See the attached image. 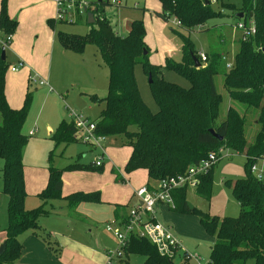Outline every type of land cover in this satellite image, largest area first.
Listing matches in <instances>:
<instances>
[{
    "label": "trees",
    "instance_id": "obj_1",
    "mask_svg": "<svg viewBox=\"0 0 264 264\" xmlns=\"http://www.w3.org/2000/svg\"><path fill=\"white\" fill-rule=\"evenodd\" d=\"M160 11L154 16L164 22L173 18L179 27L186 30L203 28L204 23L221 16L218 9L212 8L209 0H157ZM220 0H215V2ZM115 4L121 7L120 0H97L94 2V23L88 24L89 30L84 37L57 33V38L65 49L81 52L85 45H94L102 63L108 69L107 92L103 97H92L101 109L95 119V133L99 136L110 135L119 139L122 146L129 147V155L124 165L125 173L144 169L152 183L168 177L183 174L188 167L207 158L210 152L220 157L217 146L228 148L244 156L247 177L230 183V189L240 207L237 217L216 219L207 213H199L201 223L213 231L214 241L210 247L208 264H243L246 259L264 261V181L251 175V167L257 158L264 157V0H242L238 12L243 13L244 27L254 25L253 34H243L238 39V49L231 67L225 66L224 54H205L206 62H201L192 49L189 39H182V61L167 62L178 74L187 78L189 87L184 88L167 82L158 75L160 69L147 60L144 43V27L141 21L133 20L129 33L120 36L113 31L104 12L107 6ZM221 8L225 6L220 2ZM89 9V8H88ZM237 14V13H236ZM251 14V15H250ZM51 20H48L50 23ZM15 21L8 17L7 0H0V34L12 33ZM224 57V59H223ZM196 59L199 66H194ZM141 64L151 76L150 89L157 110L152 112L142 101L133 73V66ZM4 59L0 58V160L2 161V192L7 197V223L4 228L6 244L0 254V264H14L21 255L22 244L18 240L21 233L31 231L46 239L36 219L46 214L40 204L26 209L24 202L26 190L22 164V148L27 135L22 126L28 114L31 95L26 92L22 105L12 108L8 105L4 93ZM221 74L223 85L230 101L245 107L240 113L229 105L225 118L219 120L218 105L221 97L214 87L213 76ZM256 110L258 126L256 133L246 139L244 128L250 110ZM133 127V128H132ZM222 137L216 138L211 132ZM74 125L61 120L51 134L53 140L77 141L73 137ZM210 151V152H209ZM209 152V153H208ZM87 167L100 170L92 163ZM78 168L69 164L64 168L48 166L45 187L37 193L44 200L60 197L62 172L64 169ZM210 169V168H209ZM197 175V184L193 188L202 197H209L210 185L207 173ZM115 179L123 177L113 168ZM150 188V185L147 184ZM188 188L181 187L172 192L174 211L191 210L186 200ZM68 208L86 202H99L98 192L72 193L66 195ZM114 213L125 209V205L114 204ZM127 212L119 219L125 222ZM124 255L136 253L144 257V264H168L169 258L161 255L156 247L144 238L130 236L122 247ZM123 255V254H122ZM263 263V262H262Z\"/></svg>",
    "mask_w": 264,
    "mask_h": 264
},
{
    "label": "rangeland",
    "instance_id": "obj_2",
    "mask_svg": "<svg viewBox=\"0 0 264 264\" xmlns=\"http://www.w3.org/2000/svg\"><path fill=\"white\" fill-rule=\"evenodd\" d=\"M25 1L27 4L20 0L16 1L13 4L15 10L11 12V17L8 16L15 21L13 32L19 30L22 36H27L31 30H38L40 38L46 31L55 38V48L49 60L48 70L43 69L41 73L39 64H34L31 77L29 81L27 78L24 80L22 89L15 77L18 76V71L24 69L19 67L16 72H12L10 68L18 64L16 56L10 52L8 46L4 49V87L8 91L10 103L15 100L21 105L25 93L29 92L31 95L30 108L22 126L23 132L27 135L26 144L22 148V164L25 190L29 194L24 205L26 209H33L41 204L46 210V214L37 217L36 222L39 230L48 235L46 234V239L36 234L34 237L44 244L50 254L56 258L62 256L66 264H103L106 252L114 253L117 247V240L106 230L107 225H116L112 214L114 203L124 204L128 212L137 202L133 190L142 186L147 177L142 169L125 173L124 163L129 155V147L122 146L119 139L114 136H101L104 160L100 170L87 167L99 155L100 150L97 147L93 148L82 141L56 143L53 140L50 131L53 133L62 119L70 121L71 110L89 119L98 116L101 104L92 97L96 99L106 94L108 69L102 63L94 45L90 43L86 44L81 52L61 47L57 38L58 32L81 38L88 32L90 27L84 18H80L81 15L75 21L57 22L54 0ZM80 1L87 7L86 10L92 11L97 0ZM209 1L213 3L212 8L218 9L222 15L207 20L203 28L193 30L182 29L171 19L164 22L154 16L157 0H120L121 7L115 4L107 6L104 14L113 31L120 36L129 33L133 20L141 21L148 62L160 69L158 75L163 80L188 88L187 78L166 65L168 61L173 63L182 61L183 37L189 39L195 54L198 52L206 55L224 54L226 62L232 65L238 49L237 40L243 36L235 24L238 20L235 15L241 7L242 0H220L219 3L215 0ZM220 2L225 4L223 8ZM49 9L52 10L51 14L46 16ZM46 19L51 20L52 24H47ZM133 73L142 101L155 112L157 106L148 82V72L138 63L133 66ZM32 78L36 79V83ZM39 79L47 80L48 84L39 85L37 83ZM213 81L221 97L216 118L219 120L225 118L229 105L237 109L239 114H243L245 107L238 102L230 101L223 85V76L216 74ZM250 112L252 113L247 115L245 121L246 139L253 136L258 129L255 123L258 112L256 110ZM32 128L35 131L29 135L28 131ZM215 148L222 149L219 152L220 158L210 166L207 173L210 182L208 198L199 196L194 189H188L186 200L187 204L194 207L193 209L174 211L166 205L155 206V220L168 228L180 247L174 256L169 258L168 264H208L209 247L213 244L214 234L201 223L200 211L216 219L239 215L240 207L230 189V183L247 177L245 158L228 148L219 146ZM69 164H76L78 168L63 170L60 197L47 199L42 203L36 195L46 185L48 166L64 168ZM254 166L255 170H251V175L257 177L260 174L264 181V157L257 158ZM1 168L0 160V237L3 236V229L7 223V197L2 192ZM112 168L123 179L116 180L111 172ZM76 192L84 194L98 192L103 203L86 201L68 208V202L64 197ZM105 249L108 250L105 252ZM120 251L123 254L121 257L123 262L116 258L111 264H144L142 255L136 253L124 255L122 247ZM114 256L116 257L115 253ZM262 262L258 263L254 258H248L243 264H264V261Z\"/></svg>",
    "mask_w": 264,
    "mask_h": 264
},
{
    "label": "built area",
    "instance_id": "obj_3",
    "mask_svg": "<svg viewBox=\"0 0 264 264\" xmlns=\"http://www.w3.org/2000/svg\"><path fill=\"white\" fill-rule=\"evenodd\" d=\"M54 2L57 8L55 18L59 21H75L80 15H84L87 9L80 0H54ZM176 23L179 25L178 21H176ZM236 27L240 29L242 35L253 34L255 31L254 25L251 23L247 27H244L243 22H237ZM11 40V33L4 35L0 34V50L1 48H5ZM198 56L201 62H206V55L203 52H198ZM20 66H22V62L11 67L10 70L15 71ZM225 66L229 68L231 67V64L226 62ZM32 81L36 83L35 78H32ZM37 83L42 85L46 82L39 79ZM70 116L74 125L73 137L77 141H82L93 148L97 147L100 150V153L94 160L93 164L97 167L101 166L104 160V148L100 143L101 136L94 132V122L82 117L74 110H71ZM34 131L35 130L32 129L28 134L31 135ZM219 158L220 157H217L215 153L210 152L207 158L188 167L187 171L183 174L162 178L151 184L150 188H148L146 184L133 190L137 202L127 212V220L125 222H116V225H107L106 227V230L110 231L117 240V247L114 252L116 257H113L114 253L107 251L106 264H111L116 258L121 259V247H123L130 236H136L148 240L156 247V250L161 255L167 256L168 258L174 256L176 251L180 248L179 244L176 238L170 234L168 228L155 220V206L163 204L172 207V192L181 187L193 189L197 184V175L206 172ZM251 170H255L254 165H252ZM258 177H260V175ZM139 202L141 203L139 204Z\"/></svg>",
    "mask_w": 264,
    "mask_h": 264
},
{
    "label": "crops",
    "instance_id": "obj_4",
    "mask_svg": "<svg viewBox=\"0 0 264 264\" xmlns=\"http://www.w3.org/2000/svg\"><path fill=\"white\" fill-rule=\"evenodd\" d=\"M16 1H18V0H8L7 1V14H8V16H10L11 12H13L15 10V7L13 4ZM20 1H22L24 4H27L25 0H20ZM160 9H161L160 3L158 2L157 3V9H154V11H160ZM51 11L52 10L49 9L46 16H50ZM87 11L88 10H86V12ZM86 12L84 15L80 16V18H84L85 21H86ZM42 18H44V17H42ZM170 19L173 21V23L178 25L176 23L175 19H173V18H170ZM56 21L58 22L59 20H56ZM63 22H65V21H63ZM47 24L51 25L52 21H50V23H48V20H47ZM38 32H39L38 30H31L27 36H22L19 30L16 32H13V37H12L11 42L8 45H6V47L8 46L10 52L16 56L17 62L18 63L22 62V66H20V67L24 70H22L20 72L18 71L17 72L18 76L15 77V80L20 85L21 89L23 88L24 80L26 81V78H27L29 81V77H31V70H34L33 69L34 64H36V63L39 64L38 68H39V71L42 73L43 69L48 70V64H49L50 57L53 56V52H54V48H55V46H54L55 38L50 36V34L46 31H44L43 36L39 38ZM34 34H37V35L34 36ZM28 42H29V45H28ZM61 47H62V45H61ZM63 49H65V48H63ZM16 71L17 70L12 71V72H16ZM47 76H49V71H48ZM41 80H44V79H41ZM44 81L46 83L42 84V85H47L48 84L47 80H44ZM4 86H5V83H4ZM4 93H5L6 101L10 107L19 108L22 105V103H21V105H20V103H16L15 100H13L12 104L10 103L8 91H7V89H5V87H4ZM22 102H23V100H22ZM32 129H30V130H32ZM50 132H51L50 134H52V131H50ZM129 152H130V150H129ZM142 170H144V169H142ZM23 171H24V169H23ZM144 172H145V175L147 177L145 170H144ZM46 182H47V180H46ZM146 184H149V185L153 184L152 182H150L148 180V177H147L146 181L143 183V185H146ZM28 196H29V194L27 193L25 201L27 200ZM102 203H103V201H102ZM114 204H118V203H114ZM122 205H124V204H122ZM160 205H163V204H160ZM127 210L128 209H121L117 212V215H115L114 207H113V210H112L113 221L115 223L116 222H122V220H120L119 217H120V215L125 214L127 212ZM5 226H4V228H5ZM3 231H4V229H3ZM4 239H5V234L3 232V236L0 237V244L2 242H4ZM18 240L22 244V251H24L23 252L24 255L22 256V253H21V256L19 257V259L17 261L14 262V264H66V261L62 256H59V258H56L52 254H50L46 250V248L44 247V244L42 242H40L38 239H36L34 237V234L29 230L21 233L18 237ZM23 243H25V245ZM209 249H210V247H209ZM106 250H108V249H105V252H106ZM106 259L107 258L105 255V261L103 264H106ZM118 261L123 262L121 259H118Z\"/></svg>",
    "mask_w": 264,
    "mask_h": 264
},
{
    "label": "water",
    "instance_id": "obj_5",
    "mask_svg": "<svg viewBox=\"0 0 264 264\" xmlns=\"http://www.w3.org/2000/svg\"><path fill=\"white\" fill-rule=\"evenodd\" d=\"M251 15V14H250ZM235 16H237L238 18H242L243 17V13L242 12H238ZM94 15L91 11H87L86 12V23L87 24H93L94 23ZM262 50L264 51V47L262 48ZM0 58L1 59H4L5 58V53H4V48H1L0 50ZM194 66H199V63L198 61L194 58ZM148 82H151V76L148 75ZM210 132L216 137L218 138L219 140L222 139V137L218 134H216L212 129H210ZM141 202H139L140 204ZM188 206L191 208L192 206L190 204H188ZM5 247H6V244L5 242H2L0 244V254H2L5 250Z\"/></svg>",
    "mask_w": 264,
    "mask_h": 264
}]
</instances>
